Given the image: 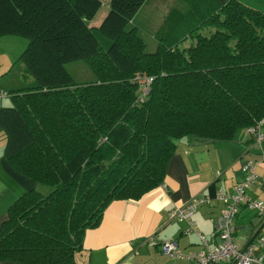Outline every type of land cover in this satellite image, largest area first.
<instances>
[{
	"label": "trees",
	"instance_id": "1",
	"mask_svg": "<svg viewBox=\"0 0 264 264\" xmlns=\"http://www.w3.org/2000/svg\"><path fill=\"white\" fill-rule=\"evenodd\" d=\"M146 1L110 0L90 26L101 0H0V35L27 38L19 60L35 79L0 106L4 156L51 187L9 205L0 261L80 264L85 231L112 200H137L163 184L178 139L228 140L264 120V12L240 0H203L206 11L184 0L190 27L201 21L194 41L159 38L148 52L131 25ZM174 7L167 21H176ZM75 60L94 78L75 82L64 67ZM138 73L153 77L143 101Z\"/></svg>",
	"mask_w": 264,
	"mask_h": 264
},
{
	"label": "crops",
	"instance_id": "2",
	"mask_svg": "<svg viewBox=\"0 0 264 264\" xmlns=\"http://www.w3.org/2000/svg\"><path fill=\"white\" fill-rule=\"evenodd\" d=\"M109 1L106 3L107 9ZM148 1L138 12L148 5ZM240 1L264 12V0ZM89 25L93 26L90 22ZM161 27L162 23L155 33ZM13 87L20 89V86ZM0 89L7 90L4 87ZM5 143L4 132L0 130V224L7 216L9 205L18 196L31 188H37L35 181L16 171L7 162L4 156ZM248 144L249 135L245 128L228 140L197 137L178 139L175 153L167 163L163 184L137 200H112L106 206L99 225L85 231L83 248L76 253V261L80 264H194L168 257L160 251L159 243L166 238H174L183 251H198L202 248L199 232L206 237L211 247L214 246V223L224 207L223 201L217 199V193L219 190L233 192L234 184L243 178L241 165L247 158L258 161L257 178L249 194L264 204V140L261 151L247 150ZM200 196L209 197V200L199 204L191 215L193 229L189 230L191 227L187 220L170 218L169 213L173 209ZM263 221L264 218L254 210L245 206L239 208L234 218L233 235L240 247H247L255 243L259 236H264ZM259 227L260 232L253 239L252 235ZM257 252L264 258V243ZM0 264L21 263L3 260ZM217 264L229 263L220 261Z\"/></svg>",
	"mask_w": 264,
	"mask_h": 264
},
{
	"label": "built area",
	"instance_id": "3",
	"mask_svg": "<svg viewBox=\"0 0 264 264\" xmlns=\"http://www.w3.org/2000/svg\"><path fill=\"white\" fill-rule=\"evenodd\" d=\"M153 77L147 74L138 73L133 81L138 85L137 101H143L146 94L149 92ZM10 92L0 89V106L3 98L9 97ZM264 120H257L254 124L245 127L246 133L249 135V144L247 150L261 151L262 142L264 140V132L262 126ZM258 161L254 158H247L241 165L243 178L234 184L233 192L226 193L219 190L217 199L223 201L224 207L221 209L220 215L214 223L213 237L216 244L210 246L204 235L198 232L199 240L202 245L198 251H183L179 243L174 238H166L159 243L160 251L170 258L183 259L194 264H217L220 261L229 264H264V258L257 252L258 247L264 243V236H259L255 243L247 247H240L234 237V218L236 217L239 208L245 206L254 210L258 216L264 218V204L262 201L253 198L249 194V190L255 183L256 165ZM209 197L200 196L193 197L183 205L173 209L169 216L178 220H187L190 224V229H193L191 215L195 212L199 204L207 202Z\"/></svg>",
	"mask_w": 264,
	"mask_h": 264
},
{
	"label": "rangeland",
	"instance_id": "4",
	"mask_svg": "<svg viewBox=\"0 0 264 264\" xmlns=\"http://www.w3.org/2000/svg\"><path fill=\"white\" fill-rule=\"evenodd\" d=\"M108 0H101V6L96 12L94 18L90 21L93 26L98 25V21L102 20L103 16L108 11L106 3ZM198 7L206 11L209 7L203 3V0H197ZM148 5L145 6L141 12L134 17V23L139 25V33L146 43V50L153 52L158 44L159 38L169 45H177L179 47L188 46L194 40L190 38V34H195L197 30L193 27L200 22L190 27V20L186 15L188 3L184 0H149ZM172 14L176 16V21H167L166 13L172 7ZM162 23V29L158 30L159 25ZM97 24V25H94ZM132 25V24H131ZM207 29L200 32L207 33ZM160 34L161 37L157 36ZM27 38L14 34L0 35V88L4 87L8 91L16 90L13 86H20L19 88L30 87L35 84V79L26 70L25 65L19 60L20 54L27 46ZM66 71L77 82H86L94 78L88 63L85 60H75L68 62L64 65ZM2 104H10V98H3ZM39 192L47 194L51 187L45 184H37Z\"/></svg>",
	"mask_w": 264,
	"mask_h": 264
},
{
	"label": "water",
	"instance_id": "5",
	"mask_svg": "<svg viewBox=\"0 0 264 264\" xmlns=\"http://www.w3.org/2000/svg\"><path fill=\"white\" fill-rule=\"evenodd\" d=\"M263 224H264V221H263ZM260 228L261 227H259L258 229H256L255 231H254V233H253V235H252V238L254 239L255 237H257V235L259 234V232H260Z\"/></svg>",
	"mask_w": 264,
	"mask_h": 264
}]
</instances>
